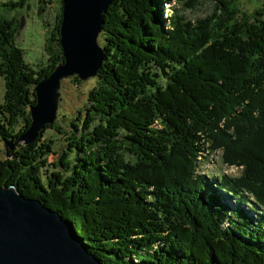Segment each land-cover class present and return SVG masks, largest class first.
Returning a JSON list of instances; mask_svg holds the SVG:
<instances>
[{
	"label": "trees",
	"instance_id": "obj_1",
	"mask_svg": "<svg viewBox=\"0 0 264 264\" xmlns=\"http://www.w3.org/2000/svg\"><path fill=\"white\" fill-rule=\"evenodd\" d=\"M209 1L191 22L161 20L160 0H114L70 149L48 164L40 136L0 157V186L57 212L100 264H264V20ZM60 11L41 68L15 45V21L0 20L1 142L24 132L33 85L62 61ZM213 151L240 174L196 175Z\"/></svg>",
	"mask_w": 264,
	"mask_h": 264
},
{
	"label": "water",
	"instance_id": "obj_2",
	"mask_svg": "<svg viewBox=\"0 0 264 264\" xmlns=\"http://www.w3.org/2000/svg\"><path fill=\"white\" fill-rule=\"evenodd\" d=\"M114 0H60L58 47L62 61L32 87L27 128L16 140L2 141L4 153L19 143L35 142L45 126L53 124L61 82L70 77L93 79L103 61L97 39L103 15ZM22 19L18 29L22 27ZM0 264H100L80 243L60 215L38 200L0 186Z\"/></svg>",
	"mask_w": 264,
	"mask_h": 264
},
{
	"label": "rangeland",
	"instance_id": "obj_3",
	"mask_svg": "<svg viewBox=\"0 0 264 264\" xmlns=\"http://www.w3.org/2000/svg\"><path fill=\"white\" fill-rule=\"evenodd\" d=\"M18 3L19 0H0V20L9 21L13 19L18 27L22 19V27L16 28L14 32V43L21 49L24 61L32 68H41L46 64L49 56L43 50L46 39L57 23L60 0H22V5L6 9L4 4ZM159 17L161 20L167 17L180 16L185 20L193 22L196 19L207 17L213 10V3L209 0H198V3L191 5L189 0H160ZM236 10L235 20L252 22L254 12L262 13L264 20V0H237L234 4ZM100 36L97 42L100 43ZM50 52H55L57 47L54 42L48 43ZM59 48V47H58ZM94 79L79 81L76 77H70L61 82L59 89V101L56 117L49 129L43 130L39 143L50 141L51 151L45 156L48 164L54 163L67 153L70 138L71 125L76 119L82 120L83 110L88 107L86 93L93 86ZM3 81L0 78V103L3 96ZM69 135V136H68ZM20 144V143H19ZM4 154V146L0 141V157ZM220 152L204 153L196 168V175L206 177H218L220 175L237 177L241 167L226 166L219 159ZM58 167V165H57ZM50 170V167L48 165ZM211 186H214L211 183ZM225 197V196H224ZM227 204L231 201L222 199ZM243 210H248L243 208ZM252 216V211L248 212Z\"/></svg>",
	"mask_w": 264,
	"mask_h": 264
}]
</instances>
